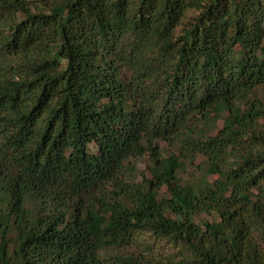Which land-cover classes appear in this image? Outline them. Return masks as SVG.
<instances>
[{
	"label": "trees",
	"instance_id": "16d2710c",
	"mask_svg": "<svg viewBox=\"0 0 264 264\" xmlns=\"http://www.w3.org/2000/svg\"><path fill=\"white\" fill-rule=\"evenodd\" d=\"M0 65V264H264V0H0Z\"/></svg>",
	"mask_w": 264,
	"mask_h": 264
},
{
	"label": "rangeland",
	"instance_id": "374dc122",
	"mask_svg": "<svg viewBox=\"0 0 264 264\" xmlns=\"http://www.w3.org/2000/svg\"><path fill=\"white\" fill-rule=\"evenodd\" d=\"M199 14L200 12L198 11H194V10L188 11L186 18L183 19L182 26L186 28L189 27L190 23L194 22L196 20L195 18H197ZM153 39L156 40L157 36ZM2 65H0V68L2 67ZM0 71L10 74L11 71L13 70L1 69ZM258 95L261 96L262 91H260ZM198 107H200L201 110L206 108L205 106H198ZM226 116L227 115L225 114L222 117V120L218 121V123L213 126L214 130L212 133L215 134L218 130L222 129L223 119ZM186 122L183 123L182 127L184 128L185 131L189 132L190 130L188 129L189 122L188 121ZM158 145L164 158H168L171 155L178 156L180 155L181 152L183 153L187 151L180 146L181 144L177 145L174 143L160 141ZM194 155L195 153H192V156ZM203 161L204 158L201 155L197 156L196 160L193 161V163H190V160H188L186 162L187 170L186 172L181 174L182 178L185 181L197 179L200 176L199 175L200 172L197 170V166L202 164ZM151 167H152V160L149 153L146 154L144 157L132 159L131 162L129 163V167H127L124 170L125 171L123 175L124 181L140 184L143 183L145 180L151 179L152 178L150 173ZM205 220L219 221L218 218L215 216L208 217L206 215H201L197 218L198 222H202ZM131 250L136 252H141L146 255H152L159 260L170 258L177 263H181L189 259V255L185 252L184 248H182L181 245H178L168 240L157 241L149 234L137 235L131 244ZM102 255L103 257H111L112 255H116V251L110 250L107 252H103Z\"/></svg>",
	"mask_w": 264,
	"mask_h": 264
}]
</instances>
